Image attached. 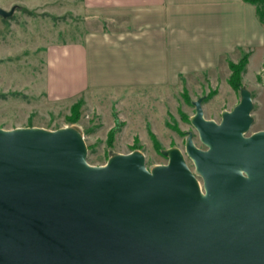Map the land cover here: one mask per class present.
<instances>
[{
    "label": "water",
    "instance_id": "obj_1",
    "mask_svg": "<svg viewBox=\"0 0 264 264\" xmlns=\"http://www.w3.org/2000/svg\"><path fill=\"white\" fill-rule=\"evenodd\" d=\"M250 95L241 87L218 121L198 97L189 120L205 147L188 132L151 167L138 149L89 163L75 124L0 127V264H264V129L246 134Z\"/></svg>",
    "mask_w": 264,
    "mask_h": 264
},
{
    "label": "rangeland",
    "instance_id": "obj_2",
    "mask_svg": "<svg viewBox=\"0 0 264 264\" xmlns=\"http://www.w3.org/2000/svg\"><path fill=\"white\" fill-rule=\"evenodd\" d=\"M76 2L0 0L5 9L16 4L10 17L0 16V127L57 129L75 124L87 145L89 163L100 165L112 153L138 149L145 155L147 167H151L167 161L160 152L163 149L176 146L184 150L188 132H192L198 147H205L189 120L194 100L202 97L204 116L218 121L222 110L231 109L239 101L240 88L244 86L251 91L253 101V121L246 134L264 129V52L261 57L253 55L249 63L250 54L244 49L222 56L210 69L179 74L170 85L110 87L69 99L49 100L44 92L46 46L79 38L84 24L73 13ZM261 5L264 13V3ZM256 13L259 18L257 10ZM262 18L264 24V15ZM244 53L248 56L242 66L239 57ZM234 64L240 66L239 85L231 80ZM78 101L74 109L78 116L72 121L70 116L75 113H71V106ZM190 162L187 161L193 168Z\"/></svg>",
    "mask_w": 264,
    "mask_h": 264
},
{
    "label": "crops",
    "instance_id": "obj_3",
    "mask_svg": "<svg viewBox=\"0 0 264 264\" xmlns=\"http://www.w3.org/2000/svg\"><path fill=\"white\" fill-rule=\"evenodd\" d=\"M79 38L46 46L49 100L163 86L239 49L263 56L264 24L244 0H77ZM47 13V12H46Z\"/></svg>",
    "mask_w": 264,
    "mask_h": 264
},
{
    "label": "trees",
    "instance_id": "obj_4",
    "mask_svg": "<svg viewBox=\"0 0 264 264\" xmlns=\"http://www.w3.org/2000/svg\"><path fill=\"white\" fill-rule=\"evenodd\" d=\"M245 2H249V3H252V4H254L255 5V7H256V10H257V12H258V14H259V18L261 17H263V15H264V13H263V10H262V5L261 4H263L264 3V0H244ZM26 9V8H25ZM26 11L27 12H33V11H31V10H29V9H26ZM260 18V19H261ZM263 19V18H262ZM247 56H248V53H244L241 57H239L240 59H242L240 62H241V64H242V66H243V63L245 62V60H247ZM264 57V56H263ZM239 59V60H240ZM232 63H234V62H232ZM240 68V66L239 65H237V64H234V65H232L231 66V70H232V73H231V80L233 79V83H234V85H236L238 82H239V78H238V74H239V69ZM237 85H239V84H237ZM79 104H80V101H78V102H76V103H74V104H72V106H71V113H75V110L74 109H77L78 108V106H79ZM77 112L75 113V115L74 116H70V120H72V121H74V120H76L77 119Z\"/></svg>",
    "mask_w": 264,
    "mask_h": 264
}]
</instances>
